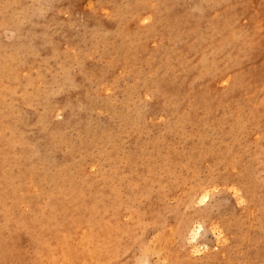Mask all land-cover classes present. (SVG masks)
Returning a JSON list of instances; mask_svg holds the SVG:
<instances>
[{
    "label": "rangeland",
    "instance_id": "1",
    "mask_svg": "<svg viewBox=\"0 0 264 264\" xmlns=\"http://www.w3.org/2000/svg\"><path fill=\"white\" fill-rule=\"evenodd\" d=\"M226 1L0 0V264H264V152L220 120L264 90L205 111L182 69Z\"/></svg>",
    "mask_w": 264,
    "mask_h": 264
},
{
    "label": "bare ground",
    "instance_id": "2",
    "mask_svg": "<svg viewBox=\"0 0 264 264\" xmlns=\"http://www.w3.org/2000/svg\"><path fill=\"white\" fill-rule=\"evenodd\" d=\"M226 4L227 8L221 17L204 29L197 39V45H194L192 39L184 40L185 53L193 55L182 68L188 72L186 77L213 75L217 79L210 89L217 91L218 95L212 98L209 94L212 91L200 90L205 98L200 108L204 110L213 104L221 109L238 99L253 104L254 95L251 93L264 90V77L260 74L264 71V30H261L264 25V0H227ZM173 38L185 37L179 34ZM187 57L190 56L185 55V60ZM233 71H237L236 75L241 77L240 80H232ZM224 81L229 82L228 91L219 93ZM187 82L190 83L191 79ZM178 86L173 83L164 90L171 96L172 90ZM254 108L249 117L240 115L242 110L237 104L230 113L223 114L220 120L225 125L221 126V131L226 137L227 145L236 146L243 136L251 133L254 134L259 152H264V111L258 108L257 102L254 103ZM219 112L222 114L223 110ZM257 133L261 134L259 139L256 138ZM230 151L221 152L224 163L229 160Z\"/></svg>",
    "mask_w": 264,
    "mask_h": 264
}]
</instances>
